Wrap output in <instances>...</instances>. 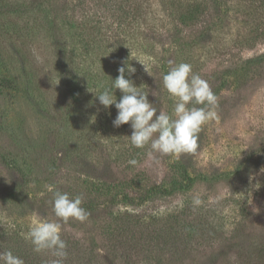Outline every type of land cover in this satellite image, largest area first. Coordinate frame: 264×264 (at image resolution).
<instances>
[{"label": "rangeland", "instance_id": "rangeland-1", "mask_svg": "<svg viewBox=\"0 0 264 264\" xmlns=\"http://www.w3.org/2000/svg\"><path fill=\"white\" fill-rule=\"evenodd\" d=\"M1 2L15 5L31 0ZM142 2L148 6L146 13L141 17L128 14L121 26L118 0H52L64 9L57 16L53 9L48 10L50 20L57 17L51 22L40 19L39 8L27 7L24 13H17L28 21L27 52L11 45L13 37L0 30V155L15 160L28 174L23 178L0 162V206L9 217L23 221L31 219L29 214L36 213L31 209L39 203L45 214H38L56 220L48 185L70 197L81 195L89 219L83 223L69 220L62 223V229L99 243L106 240L103 233H107L104 228L110 214L96 204L106 193L134 194L130 187L136 175L161 183L175 174L170 161L176 160H186L189 173L204 175L247 165L252 167L251 173L241 185L230 186L225 179L200 182L189 196L193 201L196 194L201 199L207 193V201L215 205L228 198L236 207L241 202L249 204L252 215L246 222L254 226L252 241L259 240L257 229L264 225V60L257 56L264 50V39L255 33L264 28L263 6L254 0H219L215 12L211 0H200L198 17L203 11L205 14L197 26L187 23L183 28L180 17L187 9L190 12L189 2L181 6L176 0ZM179 28H183L182 40L175 44ZM136 31L139 36L131 35ZM121 34L132 38L127 46L128 64L135 73L126 72V78L148 92V100L158 110L173 111L174 101L163 88L162 76L179 63L190 64L192 72L206 80L217 95L216 118L200 132L195 154H183L179 159L169 156V160L156 154L149 159L147 147L131 145L130 124L113 126L117 110L114 105L104 108L96 95L119 75L116 40ZM56 41L63 46L61 56L54 48ZM42 87L47 93H42ZM113 94L118 102L122 93L114 89ZM132 159L138 164H129ZM34 172L39 177L50 176V181L34 182ZM230 214L234 218L240 212ZM223 222L227 228L236 223L230 217ZM224 239L215 233L207 243L206 255L178 264H221L227 250ZM165 249L154 250L148 264H167ZM99 252L109 263L106 252Z\"/></svg>", "mask_w": 264, "mask_h": 264}, {"label": "trees", "instance_id": "trees-1", "mask_svg": "<svg viewBox=\"0 0 264 264\" xmlns=\"http://www.w3.org/2000/svg\"><path fill=\"white\" fill-rule=\"evenodd\" d=\"M110 1L106 0V3H110ZM177 1V5L180 6L189 2L188 5L191 7L189 8L190 12L187 9L180 17L182 18L180 21L181 26L184 28L183 25L187 26L189 23H192L190 26H197V23L200 22L199 17L205 14V11H203L198 17L197 7L200 0ZM254 1H258L263 6L264 11V0ZM129 2H131V6L128 5ZM211 2L213 3V10L216 12L219 7V0H211ZM28 4V2L25 4L15 3V5L4 2L0 4V30H7V34L9 33L13 37L11 45L14 44L13 46L18 50L20 48L25 52H27L26 47L28 46V34L25 32L27 31L25 27L28 26V21L24 22L25 19L17 16V13H24L27 7L31 8L33 6L35 9L39 8L41 20L51 22L54 21V18H57L54 15H59L60 13L57 12L64 9V7L52 3V0H31V3ZM66 4L68 5L65 2L64 5ZM259 4L257 5L260 6ZM130 7L131 11L129 13L128 9ZM118 8L119 15L117 19L121 26L128 14L132 13V16L141 17L146 13L145 9L148 6H143L142 0H118ZM50 9L57 13L51 17L52 20L49 19L50 15L46 14ZM183 28L177 30L175 44H180L178 41L182 40L181 32H183ZM256 31L255 34L258 35V38L264 39V28ZM202 33H204L203 30L198 35L201 36ZM139 34L136 31L131 35L139 36ZM131 39H128L125 34H121L116 40V54L118 53L116 59L119 68L129 63L130 54L128 50L130 49L127 46ZM54 48L58 56H61L60 51H64L62 44L56 41ZM257 57L264 60V50ZM245 61L240 62L239 65H242ZM237 68L239 67H233V69ZM231 70L229 69V71ZM42 93H47L43 87ZM0 156V162L8 170H14L19 176L26 178L28 174L15 160L7 159L3 155ZM180 162L177 160L175 162L170 161V166L176 168L175 174L163 179L161 183L148 182L147 176L138 174L133 178L130 187L134 194L131 195L128 192L106 193L104 195L103 201L96 204V206L99 205L105 208L107 214H110V221L107 222L104 228L107 233H103L106 240L99 243L84 241L63 228L61 237L67 244V256L63 260V264H148L151 262L154 250H157V248H166L167 264H178L182 263L183 260L190 261V259L193 261L197 255H206L207 247H209L207 243L215 236V233L225 238L224 242L227 250L221 264H264V225L257 229L260 235L258 238L260 239L252 241L255 238V234H252L254 233V226L251 225V222L248 226V222H246L250 220L252 215L249 204L241 202L236 207L234 203H231L233 199L228 198L223 199L221 204L215 205L213 202L207 201L209 195L206 193L201 198L202 203L199 206H194L189 196L194 187L200 182L210 184L219 179H225L230 186L241 185L251 173L252 167L246 165L240 167L241 169L204 175L202 173H189V169L185 165L187 161L185 160V164ZM257 162L258 159L256 158L254 164L256 169L259 166L256 165ZM38 173H32L34 182L50 181V176L39 177ZM182 176L186 179H180ZM100 186L102 188L106 185L104 183ZM35 201L36 199L32 200V202ZM230 205L234 206L232 207L234 212H240L238 217L233 218L230 216L232 210L226 211V207ZM100 209H97V211ZM31 210H36V213L41 211L42 214H45L39 203ZM226 212H229V215ZM30 214L31 219L19 221L6 215V210L0 206V252L11 250L14 255L24 260V264H53L57 257L50 251L34 252L31 242L26 239L33 218ZM229 217L233 222H236L232 228H227L224 225L225 222H223V219ZM210 230L212 231L211 234L207 233ZM246 239L251 240V242H247ZM99 250L106 252L109 263L102 259ZM215 259L211 257L212 262Z\"/></svg>", "mask_w": 264, "mask_h": 264}, {"label": "clouds", "instance_id": "clouds-1", "mask_svg": "<svg viewBox=\"0 0 264 264\" xmlns=\"http://www.w3.org/2000/svg\"><path fill=\"white\" fill-rule=\"evenodd\" d=\"M126 72L133 74L135 68L129 64L118 68L119 75L115 80L96 95L104 108L114 105L117 110L113 126L118 128L130 124L132 132L128 138L131 145L138 149L147 147L149 159H155L156 154L176 159L183 154H195L199 147L200 132L209 121L216 118L214 109L218 97L209 83L194 74L188 63L171 67L162 76L163 88L168 98L174 101L173 111L169 114L158 110L148 100V92L127 79ZM114 89L122 93L118 102L113 94ZM152 95L155 96V92ZM129 164L135 166L138 161L132 159ZM48 191L53 194V213L57 219L49 220L33 213L26 239L31 242L34 252L50 251L57 257L53 264H63L67 256V244L61 237L62 223L66 224L69 220L83 223L89 219L90 213L82 206L81 195L70 197L67 192L56 190L53 185H48ZM201 203L200 195L196 194L193 205L199 206ZM0 264H24V260L8 250L0 252Z\"/></svg>", "mask_w": 264, "mask_h": 264}]
</instances>
